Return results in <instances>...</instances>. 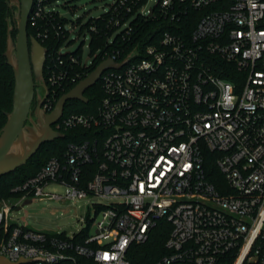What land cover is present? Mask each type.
Masks as SVG:
<instances>
[{
  "label": "built area",
  "instance_id": "built-area-1",
  "mask_svg": "<svg viewBox=\"0 0 264 264\" xmlns=\"http://www.w3.org/2000/svg\"><path fill=\"white\" fill-rule=\"evenodd\" d=\"M60 1L33 0L29 24L43 42L67 40L68 26L76 25L58 10ZM148 23L166 27L138 50ZM84 26L90 49L98 40L104 49L90 50L85 62L84 39L80 56L64 43L50 56L48 113L67 84L77 86L106 60H130L102 74L95 113H64L53 126L90 136L17 187L15 206L0 201V228L15 225L0 257L12 264H134L133 247L166 222V253L153 264H264V0H114ZM98 58L85 78L74 70ZM218 60L233 69L234 81L216 74ZM212 155L219 187L206 169ZM89 199L105 203L94 204V216L81 219L86 227L71 237L7 222L29 200Z\"/></svg>",
  "mask_w": 264,
  "mask_h": 264
},
{
  "label": "water",
  "instance_id": "water-1",
  "mask_svg": "<svg viewBox=\"0 0 264 264\" xmlns=\"http://www.w3.org/2000/svg\"><path fill=\"white\" fill-rule=\"evenodd\" d=\"M6 3L9 9L17 5L19 11L15 17L7 18V48L4 56L13 70L15 87L13 108L11 112H6L7 122L0 132V178L23 169L45 144L64 139L66 135L55 131L53 126L64 116L67 102L80 100L87 104L89 100L85 94L97 84L102 74L111 68L119 69L130 60L128 58L122 64L106 60L75 88L63 95L53 112L45 114L41 107L50 94L44 76L48 50L28 33L33 0H6ZM15 30L18 32L16 40L12 35ZM37 82L43 85L46 94L39 99L38 120L34 121L30 114ZM29 204H32L31 200L24 202L17 210L20 211ZM0 264L12 263L0 257Z\"/></svg>",
  "mask_w": 264,
  "mask_h": 264
},
{
  "label": "trees",
  "instance_id": "trees-1",
  "mask_svg": "<svg viewBox=\"0 0 264 264\" xmlns=\"http://www.w3.org/2000/svg\"><path fill=\"white\" fill-rule=\"evenodd\" d=\"M56 1V0H52ZM10 15V9L7 6L6 0H0V132L7 122L6 112H11L13 108V94L15 87V77L12 68L8 65L7 59L4 56V53L7 48V31H8V21L7 18ZM165 25L160 23L145 24L141 30V39L138 42L142 41L144 44L138 46V50H143L145 44L150 42V38L154 35H160L165 28ZM17 31V30H16ZM13 32V37L14 33ZM29 36L35 37L41 44L44 46L49 53L48 60L44 69V76L47 79V65L50 62V56L57 53L59 47L64 43L63 39L60 41L57 40H48L43 42L41 39L37 38L35 29L31 24L28 26ZM16 40V38H15ZM83 45V44H82ZM98 49H104V42L98 40L97 43L91 48V55H94ZM82 46L76 51V55L80 56ZM101 62V59L94 60V64L90 67H82L80 64L75 65L74 70L80 73L85 78L87 73H91L96 66ZM231 69V67H230ZM229 72V68L224 62L218 60L216 74L230 81H234V77ZM75 84H67L64 89L59 91V99L70 92L75 88ZM50 92L52 93V88ZM86 97L89 102L86 104L80 100H70L67 102L65 107V115L71 113L77 114H93L96 112L99 104L101 102V86L100 83L90 88L86 92ZM66 137L64 139H58L52 143L45 144L41 150L38 152L37 156L34 158L35 161L27 167V169H21L16 171L11 175L4 176L0 178V201L11 202L13 200L18 203L22 194L15 192L14 190L17 187L23 185L27 180L34 177L42 168L53 158L62 160L67 148L71 143H80L90 136V133L84 129H76L68 132H64ZM211 155V154H210ZM96 162H93L91 166L95 167ZM206 169L209 174V178L212 182L215 183L217 187L221 186L223 183L222 175L219 173L217 165L215 163V155L210 156L207 159ZM15 225H10L8 227L2 226L0 228V246L4 240H6L14 229ZM88 230L83 232V236L87 235ZM171 233V225L169 223H161L152 233L150 240L141 246L133 247V258L132 262L134 264H153L156 262L159 257L163 256L166 253L165 244Z\"/></svg>",
  "mask_w": 264,
  "mask_h": 264
},
{
  "label": "rangeland",
  "instance_id": "rangeland-1",
  "mask_svg": "<svg viewBox=\"0 0 264 264\" xmlns=\"http://www.w3.org/2000/svg\"><path fill=\"white\" fill-rule=\"evenodd\" d=\"M114 0H61L58 4L60 13L68 18L70 22H75V26H68L73 29L69 38L64 41V51L75 52L84 43V60L89 62L90 39L91 36L86 26L91 18H96L105 14ZM157 0H151L154 5ZM16 31V30H15ZM18 32L14 33V40ZM13 35V33H12ZM36 159V158H35ZM35 159L24 167L27 169ZM53 190L64 193L65 189L54 186ZM104 204L100 199H89L85 201L57 202V201H33L32 204L24 206L20 211L13 208L7 215L8 224L25 226L28 229L47 234L65 233L71 237L75 233L86 227V223L81 221L94 216V204ZM10 206H15L16 201L9 202ZM21 206V205H20ZM18 208V207H17Z\"/></svg>",
  "mask_w": 264,
  "mask_h": 264
},
{
  "label": "flooded vegetation",
  "instance_id": "flooded-vegetation-1",
  "mask_svg": "<svg viewBox=\"0 0 264 264\" xmlns=\"http://www.w3.org/2000/svg\"><path fill=\"white\" fill-rule=\"evenodd\" d=\"M18 11H19L18 6L13 5L12 9H10V15H11L10 17L11 18L15 17L16 14L18 13ZM48 56H49V53H47L46 63L48 60ZM46 63H45V66H46ZM44 69H45V67H44ZM45 94H46L45 88L43 87V85L40 82H37L36 87H35V97H34V100H33L32 106H31V114H30V117L32 119H34V121L38 120L37 110H38L39 99H40V97H44ZM41 109L45 114H49L46 110H44V103H43Z\"/></svg>",
  "mask_w": 264,
  "mask_h": 264
}]
</instances>
